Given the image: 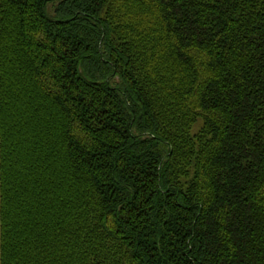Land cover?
<instances>
[{
    "label": "trees",
    "instance_id": "trees-1",
    "mask_svg": "<svg viewBox=\"0 0 264 264\" xmlns=\"http://www.w3.org/2000/svg\"><path fill=\"white\" fill-rule=\"evenodd\" d=\"M0 264H264V0H0Z\"/></svg>",
    "mask_w": 264,
    "mask_h": 264
},
{
    "label": "rangeland",
    "instance_id": "rangeland-1",
    "mask_svg": "<svg viewBox=\"0 0 264 264\" xmlns=\"http://www.w3.org/2000/svg\"><path fill=\"white\" fill-rule=\"evenodd\" d=\"M197 129V128H196Z\"/></svg>",
    "mask_w": 264,
    "mask_h": 264
}]
</instances>
